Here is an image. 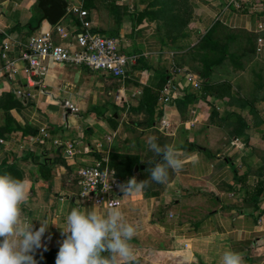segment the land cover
Segmentation results:
<instances>
[{"label": "crops", "instance_id": "crops-1", "mask_svg": "<svg viewBox=\"0 0 264 264\" xmlns=\"http://www.w3.org/2000/svg\"><path fill=\"white\" fill-rule=\"evenodd\" d=\"M65 1L56 25L68 36L52 33L56 44H73L80 24L70 11L77 8L91 31L115 38L119 52L135 60L122 79L47 61L29 84L20 72L11 79L0 72V98L14 100L0 108V167L12 164L14 177L29 181L24 212L52 223L34 255L59 250L63 211L94 206L77 197L78 168L107 160L124 183L148 180L149 161L163 162L147 144L155 136L184 153V166L168 170L167 184L150 180L149 190L118 195L124 219L137 229L136 264H220L227 249L243 253L245 264H264V191L250 203L255 183L264 184V83L256 81L264 75V0ZM40 16L35 0H0V48L8 43L9 57L51 29L36 26ZM205 60L214 63L207 95L184 80L192 74L201 87ZM57 147L61 158L51 163Z\"/></svg>", "mask_w": 264, "mask_h": 264}, {"label": "clouds", "instance_id": "clouds-1", "mask_svg": "<svg viewBox=\"0 0 264 264\" xmlns=\"http://www.w3.org/2000/svg\"><path fill=\"white\" fill-rule=\"evenodd\" d=\"M155 136L147 139L148 147L162 163L149 161L150 180L168 183V170L179 173L184 166V155L174 145L160 146ZM114 172L112 171V175ZM29 181L14 177L11 173L0 174V264H37L36 249L52 223L47 217L30 216L23 206L29 202ZM149 180L137 181L131 177L120 185L124 195L142 192ZM62 240L55 264H136V253L131 243L136 227L124 219L116 201H109L103 214L94 205L91 209L80 206L62 212ZM40 227L34 229L33 221ZM47 250V249H45ZM220 264H245L244 254L227 249L222 253Z\"/></svg>", "mask_w": 264, "mask_h": 264}, {"label": "built area", "instance_id": "built-area-1", "mask_svg": "<svg viewBox=\"0 0 264 264\" xmlns=\"http://www.w3.org/2000/svg\"><path fill=\"white\" fill-rule=\"evenodd\" d=\"M70 13L76 15L80 24V30L72 36L73 44L61 46L53 41L52 33L60 39L68 36L66 30L57 25L51 26L46 32L29 36L17 57H9L10 45L3 43L0 48V72L4 73L5 78L11 79L20 72L25 78V83L29 84L33 82L34 77L44 73L42 62L47 61L59 65L81 66L91 72H102L111 78L122 79L126 67L135 60L134 57L120 53L115 38L91 31L85 11L72 8ZM257 29L262 30L263 26L259 25ZM256 41L259 43L260 39ZM184 80L192 90L200 88L199 81L192 74H186ZM19 93L16 91V96ZM166 101L167 97H164L163 102ZM39 132L45 136L42 129ZM233 142L237 143V139ZM65 154L72 156L73 153L72 150H65ZM75 176L78 199L105 209L109 201H116L117 207L119 206L118 195L121 192L120 185H123L124 181L116 175L107 160L80 167Z\"/></svg>", "mask_w": 264, "mask_h": 264}, {"label": "trees", "instance_id": "trees-1", "mask_svg": "<svg viewBox=\"0 0 264 264\" xmlns=\"http://www.w3.org/2000/svg\"><path fill=\"white\" fill-rule=\"evenodd\" d=\"M66 16H68V14ZM203 40L205 41V43H207L206 40L208 41V34L203 37ZM213 64L214 63H208V61H206V60L202 64V72L200 74L202 81H201V87H200V91H199V93H201V94L207 95L209 93V90L211 89V87L207 83V81H208L209 73L211 71ZM186 97L191 99L193 96H192V94H187ZM2 101H8L9 106L14 103V100H13V97L11 94H5L0 98V108L5 109L6 107L4 105H6V104H3ZM235 119L238 120V117L235 116ZM238 123L239 124L242 123L241 119L238 120ZM243 126L244 125L240 124V126H239L240 128H238L235 131L234 135L241 136ZM156 158H158L160 160L162 157L157 156ZM151 167H152V165L148 164L147 170L150 169ZM4 172L11 173L13 176H15V174H16V171L14 170L12 164L0 167V174H2ZM115 173L119 178L123 179L121 173H119L117 171H115ZM128 173H129V171H127V174ZM244 176H245V174H242V175L238 176L237 178L236 177L235 178L237 181H241L244 178ZM148 180L150 183V176H149ZM149 189H150V186L146 187L144 190H149ZM263 191H264V184L262 183V181H257V183H255V186L253 187V191H252L251 197H250V203L253 207H255L257 200L261 196ZM57 252H58V250L43 251L39 255H34V259L36 261L39 259L41 261V263L44 259H46L48 263L53 264V263H55V257H56Z\"/></svg>", "mask_w": 264, "mask_h": 264}, {"label": "water", "instance_id": "water-1", "mask_svg": "<svg viewBox=\"0 0 264 264\" xmlns=\"http://www.w3.org/2000/svg\"><path fill=\"white\" fill-rule=\"evenodd\" d=\"M36 7L40 11V18L38 19L36 26L41 22H45L48 26L56 25L67 12V3L65 0H35ZM56 157L52 159L51 163H55L60 160V148L57 147L54 151ZM142 168V167H140ZM137 170V167L133 168V172ZM182 259L187 258L186 252L181 253Z\"/></svg>", "mask_w": 264, "mask_h": 264}, {"label": "rangeland", "instance_id": "rangeland-1", "mask_svg": "<svg viewBox=\"0 0 264 264\" xmlns=\"http://www.w3.org/2000/svg\"><path fill=\"white\" fill-rule=\"evenodd\" d=\"M141 2H144V3H148V2H158V3H168V4H171V3H179V0H140ZM214 59V58H213ZM212 60V59H211ZM260 71H261V68L259 69ZM257 78H256V81H257V83L258 84H260V83H264V75L263 74H261V75H257L256 76ZM223 91H224V89H222ZM261 94L263 95L264 94V91L263 92H261ZM37 264H51V263H48L47 262V260L46 259H44L43 261H42V263H41V261L38 259L37 260ZM53 264H55V263H53Z\"/></svg>", "mask_w": 264, "mask_h": 264}]
</instances>
